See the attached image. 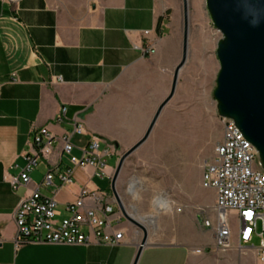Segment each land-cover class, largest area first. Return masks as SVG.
I'll return each instance as SVG.
<instances>
[{"label":"crops","instance_id":"0c3cea01","mask_svg":"<svg viewBox=\"0 0 264 264\" xmlns=\"http://www.w3.org/2000/svg\"><path fill=\"white\" fill-rule=\"evenodd\" d=\"M163 12L158 0H111L80 16L51 0H0V264H134L141 242L128 229L118 247L18 245L15 214L37 190L45 197L56 196L61 210L86 186L111 190L118 163L114 152L110 157H116V164L107 165L103 177L88 167L75 170L73 185L62 187L55 180L47 186L43 180L61 161L68 164L61 139L73 133L75 119L86 131L72 137L76 157L92 136L116 150L132 148L142 138L150 114L164 98L174 52L156 31ZM146 44L155 46L153 56L140 51ZM44 128L59 141L29 173L30 183L14 190L9 181L21 176L32 134ZM102 180L107 188L98 184ZM117 191L119 196L124 191L119 182ZM216 255L148 244L138 264H213L227 258L257 264L256 251L239 248L237 239L226 254Z\"/></svg>","mask_w":264,"mask_h":264},{"label":"rangeland","instance_id":"374dc122","mask_svg":"<svg viewBox=\"0 0 264 264\" xmlns=\"http://www.w3.org/2000/svg\"><path fill=\"white\" fill-rule=\"evenodd\" d=\"M51 1L59 9L80 16L111 0ZM189 1V57L180 72L176 94L162 112L148 141L125 161L118 182L124 190L120 198L128 214L146 228L149 245L185 246L198 254L215 257L216 254H226L233 248L232 245L226 251L215 249L217 195L213 189L202 187L204 170L213 161L224 134L223 120L218 114L217 102L213 96L220 71L217 46L222 35L212 23L206 0ZM158 4L164 9V27L162 26L160 36L166 39L174 52L169 56L170 72L164 98L150 114L147 129L157 109L170 94L174 72L183 54V0H158ZM100 139L117 155V166L123 154L131 149L116 150L114 144ZM76 155L77 153L73 154ZM106 161L113 168L116 157H108ZM98 184L102 188L108 187V183L103 180ZM133 184L136 185L134 192L131 191ZM158 198L168 200L171 208L155 214L157 228L154 229L150 223L143 224L141 218H148L153 214L152 206ZM231 221L233 223V216ZM124 222L126 229L141 242L143 231L125 219ZM262 230V225L259 224V231ZM233 233L234 241L235 226ZM259 241L255 240V247L259 245ZM213 264L241 263L227 258L214 260Z\"/></svg>","mask_w":264,"mask_h":264},{"label":"built area","instance_id":"2783aa9c","mask_svg":"<svg viewBox=\"0 0 264 264\" xmlns=\"http://www.w3.org/2000/svg\"><path fill=\"white\" fill-rule=\"evenodd\" d=\"M150 32H144L148 36ZM145 57L156 53L154 45L139 47ZM65 110L58 121L63 120ZM224 134L217 146L213 161L205 168L202 179L204 189H213L217 195L216 210L218 224L215 234V249L226 251L233 245V226L239 248L246 246L257 253V264H264V171L259 163V154L248 142L235 123L222 119ZM85 135L84 127L75 119L73 133L62 137L63 155L68 164L62 163L50 170L43 183L54 186L73 185L76 169L93 167L104 175L106 159L112 156V148L99 137L92 136L81 157L73 156L77 150L72 142L73 135ZM32 149L24 155L26 166L20 177L11 178L12 188L27 186L34 170L43 157L50 153L59 138L44 128L33 132ZM104 146V151L101 147ZM56 196L45 197L38 190L25 199L15 214L17 226L16 244L28 242L54 245L87 246L90 244L118 247L126 239L124 218L110 190H89L86 186L79 197L59 208ZM233 216V223L231 217ZM262 225V232L259 231ZM255 240H260L255 247Z\"/></svg>","mask_w":264,"mask_h":264},{"label":"water","instance_id":"95a60500","mask_svg":"<svg viewBox=\"0 0 264 264\" xmlns=\"http://www.w3.org/2000/svg\"><path fill=\"white\" fill-rule=\"evenodd\" d=\"M184 3L183 54L173 76L170 94L157 109L145 135L123 154L111 183V191L125 220L143 231L134 264L148 246L146 228L128 214L117 182L125 161L150 138L165 107L172 101L181 70L189 57L190 1ZM214 27L222 38L217 46L220 71L213 93L221 119L232 120L259 154L264 171V0H206Z\"/></svg>","mask_w":264,"mask_h":264},{"label":"bare ground","instance_id":"6f19581e","mask_svg":"<svg viewBox=\"0 0 264 264\" xmlns=\"http://www.w3.org/2000/svg\"><path fill=\"white\" fill-rule=\"evenodd\" d=\"M136 188V185L133 184L131 186V191L134 192V189ZM170 203L168 200H165L163 198H158L156 199L154 205L152 206V215L148 216V218H141V221L143 224L148 225L150 223V226H152L154 229L157 228V217L155 214H159L162 211H167L169 210ZM141 224V223H140Z\"/></svg>","mask_w":264,"mask_h":264},{"label":"trees","instance_id":"16d2710c","mask_svg":"<svg viewBox=\"0 0 264 264\" xmlns=\"http://www.w3.org/2000/svg\"><path fill=\"white\" fill-rule=\"evenodd\" d=\"M162 24H163V18H160L158 20V24H157V33L158 35H161V32H162Z\"/></svg>","mask_w":264,"mask_h":264}]
</instances>
